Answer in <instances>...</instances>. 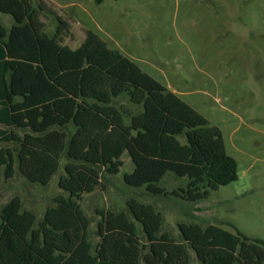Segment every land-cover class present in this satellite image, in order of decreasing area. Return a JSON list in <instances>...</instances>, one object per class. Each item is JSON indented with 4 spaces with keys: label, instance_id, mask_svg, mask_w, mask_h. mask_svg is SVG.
Wrapping results in <instances>:
<instances>
[{
    "label": "trees",
    "instance_id": "trees-1",
    "mask_svg": "<svg viewBox=\"0 0 264 264\" xmlns=\"http://www.w3.org/2000/svg\"><path fill=\"white\" fill-rule=\"evenodd\" d=\"M97 4L102 0H95ZM0 168L46 185L65 150L64 174L42 218L18 195L0 206V264H264V240L216 224L178 222L181 240L159 233L155 205L126 199L129 213L96 209L99 237L89 240L82 195L116 174L126 151V185L189 202L237 178L219 128L87 29L74 48L62 43L68 23L45 0H0ZM55 29H45V19ZM125 98L128 104L119 102ZM184 139V141L181 140ZM186 183L166 191L167 173ZM140 225L141 233L135 223Z\"/></svg>",
    "mask_w": 264,
    "mask_h": 264
},
{
    "label": "rangeland",
    "instance_id": "rangeland-1",
    "mask_svg": "<svg viewBox=\"0 0 264 264\" xmlns=\"http://www.w3.org/2000/svg\"><path fill=\"white\" fill-rule=\"evenodd\" d=\"M45 1L68 23L63 44L74 48L85 30L96 33L217 126L238 167L234 181L204 200L189 202L126 185L122 175L133 165L125 151L119 171L105 174L103 187L79 200L90 219L92 251L99 238L96 209L128 213L125 201L131 197L155 205L163 215L159 233L167 231L176 240H181L178 222L216 224L264 240V0ZM0 21L8 27L12 19L0 13ZM45 29L53 33L55 20L45 19ZM118 101L128 104L125 98ZM65 162L64 150L46 185L30 183L17 173L4 179L0 168V206L18 195L22 208L35 213L36 225L53 196L66 195L58 187ZM186 180L167 172L158 184L170 191ZM189 252L190 264H199ZM138 264H144L142 256Z\"/></svg>",
    "mask_w": 264,
    "mask_h": 264
}]
</instances>
